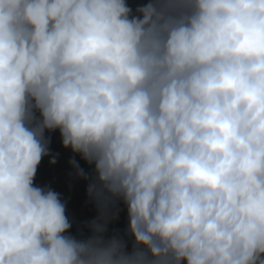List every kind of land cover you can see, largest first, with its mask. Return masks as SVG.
Wrapping results in <instances>:
<instances>
[{
    "label": "clouds",
    "instance_id": "1",
    "mask_svg": "<svg viewBox=\"0 0 264 264\" xmlns=\"http://www.w3.org/2000/svg\"><path fill=\"white\" fill-rule=\"evenodd\" d=\"M185 262L264 264V0H0V264Z\"/></svg>",
    "mask_w": 264,
    "mask_h": 264
},
{
    "label": "built area",
    "instance_id": "2",
    "mask_svg": "<svg viewBox=\"0 0 264 264\" xmlns=\"http://www.w3.org/2000/svg\"><path fill=\"white\" fill-rule=\"evenodd\" d=\"M39 116V112L36 113ZM46 136H50V151L52 156L58 155L57 162L55 164L50 163L51 156H46L42 158L41 163L37 169V175L34 180V185L39 187L49 186L52 190L59 193V191L67 184L72 182H78L82 179H79L75 175V169L69 163V160L72 158L73 153L70 149H65L62 145V139L59 133V130L55 132H46ZM77 161L80 163L81 167L85 169V171H91L90 166L80 158L79 155L76 156ZM121 208H124L123 204H121ZM88 217L84 218V215L75 214L70 215L69 212H66V216L72 224L69 232L77 236H80V230L82 229L86 235H91L90 229L86 227V222L93 219L89 213ZM120 217L125 222H129L127 219V211L126 208L121 211ZM186 264V262H185Z\"/></svg>",
    "mask_w": 264,
    "mask_h": 264
},
{
    "label": "trees",
    "instance_id": "3",
    "mask_svg": "<svg viewBox=\"0 0 264 264\" xmlns=\"http://www.w3.org/2000/svg\"><path fill=\"white\" fill-rule=\"evenodd\" d=\"M86 187H87V185H85L83 187H80L75 192H73V194H71L74 197V204L75 203L77 204L76 207L75 206H73V207H75V209H76V208H79L78 207L79 205H81V206L87 208L88 211L90 212V214L93 217H95L97 215V212H96V209H95L94 205L88 202V197H87V194H86ZM61 190L59 192H61ZM63 197H64V195L61 196L62 201H66L67 199H65ZM73 207H71V208L73 209ZM71 208L66 206V212L68 211L70 215L78 214V213H75L74 210H72ZM127 225H128L127 223L121 221V219L119 218V220L117 222L109 225V229H110V231L113 228L123 230V229H125L127 227Z\"/></svg>",
    "mask_w": 264,
    "mask_h": 264
},
{
    "label": "crops",
    "instance_id": "4",
    "mask_svg": "<svg viewBox=\"0 0 264 264\" xmlns=\"http://www.w3.org/2000/svg\"><path fill=\"white\" fill-rule=\"evenodd\" d=\"M128 4L135 8L138 4H141V3H146L147 0H127ZM87 181L85 180H82L81 182H72V183H69L67 185H65V187L61 190V192L65 195V196H68V195H71L73 194V192H75L77 189H79L80 187H83L85 185H87ZM64 191V192H63ZM59 192V193H61ZM86 211L87 213L90 214V212L88 211V209L86 208ZM91 215V214H90ZM92 218H94L92 215H91ZM121 221L125 222L124 220H122V218L120 217ZM125 223H129V222H125Z\"/></svg>",
    "mask_w": 264,
    "mask_h": 264
},
{
    "label": "rangeland",
    "instance_id": "5",
    "mask_svg": "<svg viewBox=\"0 0 264 264\" xmlns=\"http://www.w3.org/2000/svg\"><path fill=\"white\" fill-rule=\"evenodd\" d=\"M63 192H64V191H63ZM62 195H64V194L61 192V196H62ZM63 198L67 199V200H66V202H67V205H66V206H68V207H70V208L73 207V206L76 207L77 204H76V203L74 204V197H73V195H68V196H65V195H64ZM68 202H69V203H68ZM73 204H74V205H73ZM75 207H73V209L71 208L72 210H74L75 213H78L79 215L83 214V215H84V218L89 216L88 214H86L87 211H86V208H85V207H83V206H81V205L78 206L79 208H76V209H75Z\"/></svg>",
    "mask_w": 264,
    "mask_h": 264
}]
</instances>
